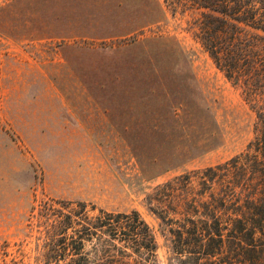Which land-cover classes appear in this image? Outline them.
I'll list each match as a JSON object with an SVG mask.
<instances>
[{
    "label": "rangeland",
    "instance_id": "1",
    "mask_svg": "<svg viewBox=\"0 0 264 264\" xmlns=\"http://www.w3.org/2000/svg\"><path fill=\"white\" fill-rule=\"evenodd\" d=\"M164 0H0V264H41L45 207L137 210L159 264L167 229L147 194L222 162L254 113Z\"/></svg>",
    "mask_w": 264,
    "mask_h": 264
},
{
    "label": "trees",
    "instance_id": "2",
    "mask_svg": "<svg viewBox=\"0 0 264 264\" xmlns=\"http://www.w3.org/2000/svg\"><path fill=\"white\" fill-rule=\"evenodd\" d=\"M164 2L173 13L198 11L193 36L254 113L244 150L147 194L167 229L169 262L264 264V0ZM45 209L41 264H159L154 233L137 210L84 201Z\"/></svg>",
    "mask_w": 264,
    "mask_h": 264
}]
</instances>
